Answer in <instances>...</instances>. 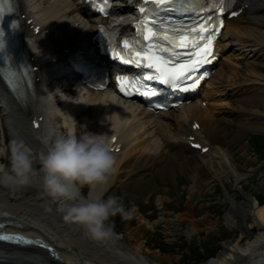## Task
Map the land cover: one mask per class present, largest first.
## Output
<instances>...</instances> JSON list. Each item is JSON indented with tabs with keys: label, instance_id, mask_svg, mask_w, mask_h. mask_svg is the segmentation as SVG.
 Returning a JSON list of instances; mask_svg holds the SVG:
<instances>
[{
	"label": "bare ground",
	"instance_id": "obj_1",
	"mask_svg": "<svg viewBox=\"0 0 264 264\" xmlns=\"http://www.w3.org/2000/svg\"><path fill=\"white\" fill-rule=\"evenodd\" d=\"M234 2L235 8L247 18L227 21L222 38L231 37L233 41L219 44L221 59H227L223 54L227 46H235L239 58L252 60V64L264 63V1ZM17 4L23 21L25 47L34 68L33 79H26L24 97L18 101L0 78V112L1 109L4 112L0 119L6 116L13 128L10 134L23 136L36 150V165H39L43 147L40 134L45 126L52 124L65 131L69 124L79 120L87 124L89 130L107 132L117 156L109 185H97L94 194L103 192L106 195L112 184L120 180L123 187L133 183L138 192L148 197L156 190L155 175L147 181L143 173L154 167L163 177L174 176L176 169H181L191 183L190 193L202 195L203 187H213L212 178L221 177L216 173L210 176L209 167L214 168V162L228 166L233 183L244 195L240 204L232 200L228 222L235 223L234 212L240 209L250 217L249 227H257L259 232L246 243L240 234L203 264H264V199L246 192L241 184L242 174L230 167L229 153L243 143L248 131L260 129L258 125L264 118V73L256 70L260 65H255L241 82H235L237 75L232 78V84L224 81V74L232 71L220 70L211 76L203 88H212L226 101L217 110L205 103V95L210 94H204L203 90V98H198L199 95L185 102L175 113H153L141 104L121 99L115 92L114 78H110L105 91H96L79 84L71 74H65L70 69L68 58L73 53L78 51L84 56L96 53L92 45L102 25H117L125 34L131 30L136 19L134 15H127L129 12H124L125 8L115 6L113 16L118 18L105 22L85 11L89 6L85 0H17ZM249 64L252 65L251 61L245 66ZM108 68L113 69L112 66ZM19 115L23 116L24 123H18ZM77 127L83 131L81 125ZM242 147L247 148V143ZM4 162L7 163L0 156V164ZM158 205L164 208L165 200L161 196ZM185 216H192L189 234L197 230L200 220H209L208 215L193 219L194 211L190 209L173 222L178 225ZM0 222L7 223L0 231L38 237L54 248L50 252L37 246L0 242V264L165 263L164 257L149 251L146 242L141 241L142 231L149 224L145 217L139 220L136 230L117 233L111 239H96L83 226L65 218L59 202L52 199L40 182L22 186L0 184ZM176 262L171 261V264Z\"/></svg>",
	"mask_w": 264,
	"mask_h": 264
},
{
	"label": "rangeland",
	"instance_id": "obj_2",
	"mask_svg": "<svg viewBox=\"0 0 264 264\" xmlns=\"http://www.w3.org/2000/svg\"><path fill=\"white\" fill-rule=\"evenodd\" d=\"M246 18V14L239 16L242 21H245ZM227 41L233 40L231 37L225 38L222 44ZM238 53L235 46H227L224 51L227 59L222 60L216 66L214 73H219L220 70L232 71L227 72L223 77L228 84L234 82L232 78L236 75L235 82H241L255 65H260L256 70L264 73L263 62L256 61L252 64V60L239 58ZM250 61L252 65L245 66ZM228 67H230L229 70L226 69ZM206 93L210 95L206 96ZM204 94H206L205 103H208L212 110H217L226 102L222 100L223 96H220L212 88H206ZM1 110L0 114H3V109ZM22 117L19 115L18 123H24ZM55 123L58 124L59 121ZM258 126L260 129L248 131L243 138V143L248 145L247 148H243L242 143L230 150V167L242 174L241 184L244 185L246 192L257 194L264 199V118ZM12 131L13 128L10 127L8 118L2 116V121L0 119V142L5 141H2L0 146L10 141ZM58 131L66 132L67 130L58 129ZM255 133L260 134L251 137V135H257ZM4 160L8 163L7 157H4ZM7 163L4 162L5 165ZM36 166L39 167V165ZM209 168L210 176L216 173L217 175L221 174V177L218 180L212 178L213 187L209 188L211 185L203 187L202 195L190 193L191 183L179 168L176 169L174 176L165 177L159 175L154 167L145 169L143 173L145 180L151 181L155 175L153 184L156 190L151 192V196L148 197L146 194L138 192L133 183L123 187L120 180L114 182L105 198L107 195L117 194L122 199L125 208L131 213L127 217L119 213L111 217L116 233H128L136 230L139 220L142 219V216L145 217L149 224H146L142 231L144 236L141 241L146 242L149 251L164 257V264H171V261H178L175 264H203L216 256L226 242L237 239L240 234L244 237V243L254 238L259 229L249 227L250 217L242 213L240 209L234 212L235 223L228 222L227 214L233 206L232 200L239 204L244 201V195L238 190V185L233 183L234 179L230 168L217 162H214V168ZM83 191L87 194L89 188L85 186ZM159 196L165 200L164 208L158 205ZM189 202L191 206L188 205ZM190 209L194 211L193 219H200L204 215H208L209 219L208 221L200 220L196 226L197 230L192 234L188 233L189 219H192V216H185V220L178 222V225L173 222L179 215L189 212ZM153 224L156 226L153 227Z\"/></svg>",
	"mask_w": 264,
	"mask_h": 264
},
{
	"label": "clouds",
	"instance_id": "obj_3",
	"mask_svg": "<svg viewBox=\"0 0 264 264\" xmlns=\"http://www.w3.org/2000/svg\"><path fill=\"white\" fill-rule=\"evenodd\" d=\"M83 127L78 130L77 125ZM42 149L39 167L36 150L20 135L13 134L10 141L0 146V156L8 163L0 164V184L22 186L40 182L44 190L59 202L66 219L83 226L96 239L116 236L111 217L129 216L117 194H94L97 185H109L115 170L117 156L112 138L107 132L88 129L77 120L60 132L52 125L45 126L40 134ZM87 186L88 193L83 189ZM106 190V189H105Z\"/></svg>",
	"mask_w": 264,
	"mask_h": 264
},
{
	"label": "snow or ice",
	"instance_id": "obj_4",
	"mask_svg": "<svg viewBox=\"0 0 264 264\" xmlns=\"http://www.w3.org/2000/svg\"><path fill=\"white\" fill-rule=\"evenodd\" d=\"M156 2L164 7L172 0H156ZM105 3H107V0H105ZM139 11L141 20L136 27L138 32L142 33L143 42H130L126 38L124 46L128 50L127 58L132 63L147 65L149 69L156 70L155 72L145 70L142 77L159 79L165 84L185 89L199 84L202 77L197 76L195 69L199 67L201 62H206L213 55L212 48L216 26L211 25L209 21L200 23L191 29L172 30L168 25L153 24L152 21L155 18L150 14L144 15V7H141ZM219 11L223 12L225 8L220 6ZM219 25H223V20L219 21ZM210 27L211 32H209ZM2 35L3 31L0 29V36ZM167 42H170V44ZM3 43V40L0 39V48L3 47ZM187 48L193 50V55L190 58L182 61L174 59L178 55V49ZM120 58L125 59V56L121 55ZM204 75H207V73ZM142 77L121 75L117 76V80L121 82L120 87L125 91L131 88L137 91L143 90L145 95L155 94L158 89L145 85ZM193 77L196 78L193 79ZM161 107H164V105H161ZM113 140H115V137H113ZM6 238L19 240L22 237L9 235Z\"/></svg>",
	"mask_w": 264,
	"mask_h": 264
}]
</instances>
